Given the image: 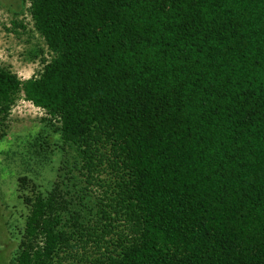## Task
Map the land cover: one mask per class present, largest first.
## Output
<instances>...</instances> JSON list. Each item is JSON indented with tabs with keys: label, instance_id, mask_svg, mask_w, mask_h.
<instances>
[{
	"label": "trees",
	"instance_id": "16d2710c",
	"mask_svg": "<svg viewBox=\"0 0 264 264\" xmlns=\"http://www.w3.org/2000/svg\"><path fill=\"white\" fill-rule=\"evenodd\" d=\"M29 3L52 58L0 116L57 121L96 212L34 188L14 264H264V0Z\"/></svg>",
	"mask_w": 264,
	"mask_h": 264
},
{
	"label": "rangeland",
	"instance_id": "374dc122",
	"mask_svg": "<svg viewBox=\"0 0 264 264\" xmlns=\"http://www.w3.org/2000/svg\"><path fill=\"white\" fill-rule=\"evenodd\" d=\"M51 58L29 0H0V65L25 81L38 76ZM77 159L76 147L63 140L57 121L23 93L10 113L0 116V264L16 261L30 212L23 195L31 196L34 188L47 196L60 182L66 217L80 213L86 223L93 218L95 194L83 190ZM23 178L27 182L21 184Z\"/></svg>",
	"mask_w": 264,
	"mask_h": 264
}]
</instances>
